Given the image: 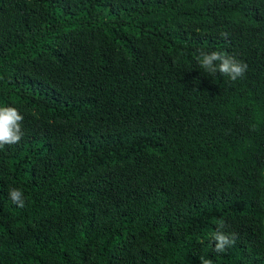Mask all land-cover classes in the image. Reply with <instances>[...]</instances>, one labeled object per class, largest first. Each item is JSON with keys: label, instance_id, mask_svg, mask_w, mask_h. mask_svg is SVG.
Listing matches in <instances>:
<instances>
[{"label": "trees", "instance_id": "16d2710c", "mask_svg": "<svg viewBox=\"0 0 264 264\" xmlns=\"http://www.w3.org/2000/svg\"><path fill=\"white\" fill-rule=\"evenodd\" d=\"M0 106V264H264V0H0Z\"/></svg>", "mask_w": 264, "mask_h": 264}, {"label": "clouds", "instance_id": "9594fccd", "mask_svg": "<svg viewBox=\"0 0 264 264\" xmlns=\"http://www.w3.org/2000/svg\"><path fill=\"white\" fill-rule=\"evenodd\" d=\"M225 37L227 34H224ZM197 62L204 72L208 74H220L227 76L235 82L243 78L248 70V64L239 59L235 54H224L218 51H200ZM24 116L19 110L11 106H0V149L6 145H13L20 142L24 136L22 121ZM9 198L19 207H24V193L19 188H10ZM225 225L221 224L214 233L212 240L214 242V251L222 254L231 247L236 240L235 233L224 231ZM201 264H213L211 259L200 257Z\"/></svg>", "mask_w": 264, "mask_h": 264}]
</instances>
